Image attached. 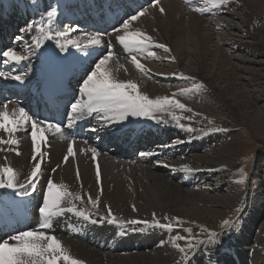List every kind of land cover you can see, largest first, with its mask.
<instances>
[{"label": "bare ground", "instance_id": "obj_1", "mask_svg": "<svg viewBox=\"0 0 264 264\" xmlns=\"http://www.w3.org/2000/svg\"><path fill=\"white\" fill-rule=\"evenodd\" d=\"M97 1L0 0V26L16 7L23 6L28 10L21 20L15 19L14 24L24 38L23 44L16 45L26 48L28 53L23 55L29 58L41 55L32 66L31 61H23L28 68L31 66L33 73H38L48 54H43V47L49 42L56 44V41H45L39 51L35 48L29 51L31 39L38 32L35 28L24 32L21 29L34 22L39 24L49 5L57 8V14L63 9L68 15L69 10L80 7L83 2L95 4ZM158 2V7L152 6L151 2L148 8L145 7V15L133 22L134 28L146 32L156 43L165 44L171 50L165 52L153 47L151 51L157 58L133 53L150 70L148 75L142 74L131 63L129 54L116 41L113 31L103 35L102 44L94 48L105 47L107 52L111 45L114 52L111 66L117 78L135 81L140 91L153 98L172 95L193 84H203V88L177 97L192 108L193 113L200 114L185 112L184 117H191L189 121H193L187 126L195 131L178 127L165 113L159 115V123L155 119L136 116L106 122L96 114V119L90 121L96 132H103L99 138L116 129L118 134L147 135L152 140L151 146L141 151L145 154L143 156L140 153L120 159L119 154L126 153L124 147L117 154L108 153L107 157L98 154L96 162L89 158L88 147H77L74 158L69 157L64 162L65 145L54 144L51 164L60 167L49 173L41 185L51 177L56 183L68 185L71 191L91 194L93 198L102 189V196L99 210H92V221L96 222L91 224L72 213H65L55 219L52 232L85 264H176L179 256L168 243L171 236L187 235L183 229L191 228L203 239L201 226L215 231L220 221L244 201L242 221L230 230L225 245L205 252H200L199 248L191 264H264V0H228L222 6L208 5L209 10L204 13L192 10L193 7H204L203 0H192L191 5L185 0ZM160 7H163V13ZM52 27L54 31L65 33L69 39L83 36L67 33L57 17ZM64 51L67 54L78 52L71 46ZM9 66L3 62L4 68H9L10 72L15 70ZM173 73H183L194 80H184ZM177 111L180 110H176V115ZM205 117L227 131L208 132ZM233 120L244 123L260 138L257 147L261 148L257 149L251 171L256 185L246 190H241L230 177L241 143L232 129ZM180 123L183 124L184 120ZM142 139L138 137L139 142ZM89 145L93 146L92 143ZM115 145L118 146V142ZM0 149V164L13 167L19 181L25 179L31 168L28 150L18 156L6 148ZM183 164L194 171L190 174L183 172ZM97 168L100 185L96 183ZM42 200L43 195L37 206ZM86 200L85 196L83 203H76L91 208ZM105 204L110 206L118 220L151 222L155 213L161 222H168L163 220L167 215L181 218L183 224L172 231L145 229L143 225L137 226L136 230H132V226L121 228L99 219L107 214ZM133 205L136 211H133Z\"/></svg>", "mask_w": 264, "mask_h": 264}, {"label": "snow or ice", "instance_id": "obj_2", "mask_svg": "<svg viewBox=\"0 0 264 264\" xmlns=\"http://www.w3.org/2000/svg\"><path fill=\"white\" fill-rule=\"evenodd\" d=\"M186 4L191 5L192 0H185ZM228 0H203L204 7H193L192 10L198 13L207 12L208 5L213 7L225 5ZM152 6H159L158 0H152ZM161 13L164 12L163 7H160ZM146 10L137 11L134 15L125 19L119 28H114L113 33L115 39L122 46L123 50L130 55L131 63L136 69L144 75H148L149 71L145 65L137 59L136 54H146L150 57L157 58L156 53L151 51L153 47L163 49L165 52L171 50L165 44H158L154 38L144 31L133 27V22L137 21L141 16L145 15ZM57 17V8L49 5L46 15L42 17L39 24L35 22L28 25L22 32L28 28H35L38 35L31 39L29 51L32 48L40 49L45 41L55 40L57 47L64 51L66 47L71 46L77 50L94 48L103 42V33L93 32L85 33L81 38L69 39L65 33L53 30V20ZM23 36H17L16 40H23ZM0 58L5 64L15 63L20 64L29 59L28 56L21 54L14 47H6L0 50ZM114 58L112 46L109 45L106 54L101 55L95 62L92 70L86 73V78H83L79 84V93L81 99L71 103V108L68 113L67 127L71 128L77 120L83 115L97 114L98 118L103 121L124 120L128 116L147 117L161 122L159 115L167 113L176 122L177 126L185 129L188 132H193L190 126L180 123L181 119H191V117H183L176 115V110L180 112L193 113V109L184 104L178 96H185L192 93L194 90L203 88V84H193L190 88H180L172 95H163L150 97L147 93L139 90L138 84L133 80H122L117 78L111 66V61ZM175 59V57H170ZM120 67H123L121 65ZM26 73L15 75L12 78L17 81H23ZM179 75L181 79L189 80L194 78L187 77L183 73H173ZM193 115H200L193 113ZM208 120V132H223L227 131L224 128L216 127L214 121L205 117ZM30 125L31 136V159L33 161L30 170L28 171L25 180L21 183L18 179L16 170L7 165L0 164V188L16 189L27 194L29 188H33L37 181L44 175L43 162L48 156L44 149L49 147V138L47 134L57 135L61 139H66L64 129L60 124L51 123L48 121H40L34 119L23 107H16L9 112L8 105L4 104L0 108V130L7 134V139L0 138V144L9 145L6 150L15 152L16 155H21L16 146L19 140L15 138V134L21 130H27ZM200 131H204L201 129ZM74 141L69 139L67 143V153L63 160L67 162L69 157L75 156L73 150ZM2 150V149H0ZM95 159L97 155L96 148L89 149ZM85 151V149H80ZM141 155H145L141 153ZM167 166V165H165ZM57 168L60 167L58 164ZM181 170L187 174L194 171L187 164L181 166ZM53 172L56 168L52 169ZM246 178V173L240 169V183H243ZM80 179L79 171H77V180ZM96 183L100 185L101 176L99 168L96 172ZM87 197L86 203L91 208L80 207L76 202L83 203ZM102 189L93 198L91 194L82 195L79 192H73L68 185L64 183H56L51 177L47 179L46 190L43 192L42 203L38 206L39 222L36 228L27 230H15L14 234L8 235L7 238H0V264H85V262L75 257L68 246L52 232L54 221L56 218L65 213H72L85 221L92 220V210H99L101 205ZM107 209V214L101 216V221L107 220L108 223L118 225L121 228L132 226V230H136L137 226L143 225L147 228H159L172 231L175 227H180L183 221L179 217H169L165 215L164 221L152 214L151 222L148 220L131 219L128 221L118 220L113 214L110 206L104 205ZM133 211H136L135 205L132 206ZM240 211L239 208L236 209ZM96 222V221H92ZM233 223L232 219H224L221 221L222 228H229ZM202 230L207 233L204 239L194 234L191 228H184L183 231L187 235L176 234L170 237L168 243L177 252L179 260L176 264H191L192 258L200 246L205 244L217 243L219 233L201 226ZM161 245L165 242L161 240Z\"/></svg>", "mask_w": 264, "mask_h": 264}, {"label": "rangeland", "instance_id": "obj_3", "mask_svg": "<svg viewBox=\"0 0 264 264\" xmlns=\"http://www.w3.org/2000/svg\"><path fill=\"white\" fill-rule=\"evenodd\" d=\"M26 25H27V23H26ZM129 57H130V55H129ZM165 115L167 116L168 114L165 113ZM177 115L178 116L182 115L184 117L185 112L182 113V112L177 111ZM182 120H184L183 124L186 126L189 125L188 122H191L190 124L193 123V121H189V119H181V122H182ZM236 121L235 120L231 121L233 123L232 129L240 137L241 143H240L239 150L237 152L236 160L234 161V167L232 169V173H231L230 177L235 183L238 184V187H240L241 190H246L248 188L255 187V185H256V180L252 176L251 171H252V165L256 160L257 149L261 148V147H257V145L259 144L260 138L258 136H256V134L253 131H251V129L247 125H245L244 123H242L240 121L239 122L237 121V124H236ZM246 141H247V143L245 144ZM261 142L263 144L262 140H261ZM240 169H243L244 172L246 173V178H245L243 183L239 182V180H240ZM234 173H236V175H234ZM243 205H244V201L241 203L240 207H237L240 209V211H239L240 213L236 211V209H237L236 208L235 210L229 212L230 214H228L225 218H223V220L224 219H232L233 220L231 227L222 228L221 227V221H220L217 229L215 230L217 233H219V235L217 237L218 242L215 244H205V245L200 246V252H205L208 249H212L214 247L218 249L220 246L225 245V243L228 241L229 234H231L230 230L234 229L242 221L241 207ZM207 229H209V228H207ZM202 234H203V239H204L206 237L207 233L202 230ZM222 235L224 237H222ZM212 262L214 263V261H212ZM197 264H204V263H197ZM209 264H212V263H209Z\"/></svg>", "mask_w": 264, "mask_h": 264}]
</instances>
